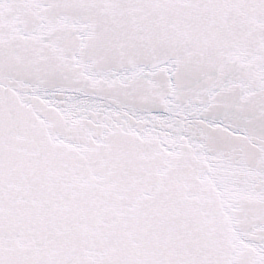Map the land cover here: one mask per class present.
Masks as SVG:
<instances>
[{
	"label": "snow or ice",
	"instance_id": "1",
	"mask_svg": "<svg viewBox=\"0 0 264 264\" xmlns=\"http://www.w3.org/2000/svg\"><path fill=\"white\" fill-rule=\"evenodd\" d=\"M0 264H264V0H0Z\"/></svg>",
	"mask_w": 264,
	"mask_h": 264
}]
</instances>
